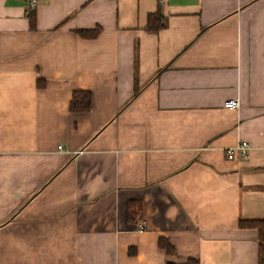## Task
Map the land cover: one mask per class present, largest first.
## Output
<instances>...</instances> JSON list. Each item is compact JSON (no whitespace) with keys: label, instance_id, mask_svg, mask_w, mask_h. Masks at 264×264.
<instances>
[{"label":"crops","instance_id":"0c3cea01","mask_svg":"<svg viewBox=\"0 0 264 264\" xmlns=\"http://www.w3.org/2000/svg\"><path fill=\"white\" fill-rule=\"evenodd\" d=\"M260 218L264 0H0V264H258Z\"/></svg>","mask_w":264,"mask_h":264},{"label":"trees","instance_id":"16d2710c","mask_svg":"<svg viewBox=\"0 0 264 264\" xmlns=\"http://www.w3.org/2000/svg\"><path fill=\"white\" fill-rule=\"evenodd\" d=\"M31 26L36 24V15L34 12L30 13ZM163 26V16L160 11L151 13L149 15L147 30L150 32H157ZM82 35H90L88 30H79ZM97 32L93 33L96 34ZM92 95L90 91H75L71 100L72 110H87L91 106ZM136 203H130L129 207L135 209ZM134 213V211L132 212ZM239 225L245 228H256L259 234V253H258V264H264V218L260 219H240ZM161 245L165 246L168 251L173 250V246L163 239H161ZM188 264H199L197 259H190Z\"/></svg>","mask_w":264,"mask_h":264},{"label":"built area","instance_id":"2783aa9c","mask_svg":"<svg viewBox=\"0 0 264 264\" xmlns=\"http://www.w3.org/2000/svg\"><path fill=\"white\" fill-rule=\"evenodd\" d=\"M42 0H28V5L30 9H34L38 3ZM225 106L229 108L238 109L240 107L239 99H229L225 102ZM62 149V145L58 146ZM251 144L247 140H239L235 145H232L226 149L227 156L230 159L239 158L246 160L250 157ZM145 222L140 223V229L145 228Z\"/></svg>","mask_w":264,"mask_h":264}]
</instances>
